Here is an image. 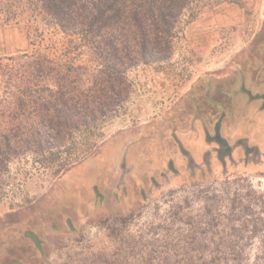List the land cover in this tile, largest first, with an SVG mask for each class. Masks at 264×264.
I'll return each mask as SVG.
<instances>
[{"label":"rangeland","instance_id":"374dc122","mask_svg":"<svg viewBox=\"0 0 264 264\" xmlns=\"http://www.w3.org/2000/svg\"><path fill=\"white\" fill-rule=\"evenodd\" d=\"M64 40L0 20V63L58 57ZM16 68H0V109ZM127 77V101L85 151L3 159L0 264H184L181 247L190 264H217L215 249L264 264V0L199 8L168 60Z\"/></svg>","mask_w":264,"mask_h":264},{"label":"trees","instance_id":"16d2710c","mask_svg":"<svg viewBox=\"0 0 264 264\" xmlns=\"http://www.w3.org/2000/svg\"><path fill=\"white\" fill-rule=\"evenodd\" d=\"M219 1L231 0H0L2 22L39 21L65 39L58 57L23 54L10 56V64L0 63L8 70L17 67V75L6 81L16 83L15 92L0 109L6 129L0 132V164L19 153L52 155L79 145L85 151L84 137L127 101L128 71L168 60L181 25L199 8ZM166 248L164 253L171 250ZM184 248L178 255L190 264L193 255ZM214 253L217 264H245L241 249Z\"/></svg>","mask_w":264,"mask_h":264}]
</instances>
